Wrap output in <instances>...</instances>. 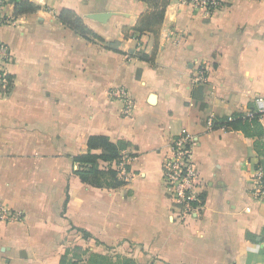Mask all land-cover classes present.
I'll return each mask as SVG.
<instances>
[{"label":"crops","instance_id":"obj_1","mask_svg":"<svg viewBox=\"0 0 264 264\" xmlns=\"http://www.w3.org/2000/svg\"><path fill=\"white\" fill-rule=\"evenodd\" d=\"M27 1L40 10L13 17L12 6L6 13L13 23L0 26L13 59L12 88L0 98V204L22 216L0 223V264H60L66 252L74 258L75 248L129 251L135 264H264V190L252 181L261 161L256 139L206 124L264 98V0H220L213 13L168 0L153 64L135 55H152L153 35L132 28L159 9L155 3ZM63 9L103 43L62 25ZM115 41L121 53L106 49ZM200 64L207 66L206 83L196 99L193 72ZM112 88L128 91L129 116L109 97ZM258 122L264 132V115ZM182 130L196 138L204 208L199 218L178 223L161 163ZM94 136L122 143L130 181L103 185L107 178L111 184L108 172L118 160L97 162L101 188L80 180L77 172L86 167L74 158L101 153L88 148Z\"/></svg>","mask_w":264,"mask_h":264},{"label":"built area","instance_id":"obj_2","mask_svg":"<svg viewBox=\"0 0 264 264\" xmlns=\"http://www.w3.org/2000/svg\"><path fill=\"white\" fill-rule=\"evenodd\" d=\"M18 1L21 0H0V26L13 23V19L8 17L6 10ZM187 4L194 9L204 10L206 13H213L223 6L220 0H187ZM12 61L9 47L0 41V98L6 96L12 88L13 79L7 70ZM206 74L207 66L205 64L196 67L193 72V85L196 88L204 87ZM108 95L110 98L122 102V114L124 116L130 115L134 108V102L125 88H112L109 90ZM253 104L252 108H247L239 114L247 119L264 115V98L256 97ZM234 119L233 115L223 118V120L210 116L206 121L207 128L210 131L226 129L228 128L226 124ZM221 123L224 125H221ZM195 140L196 138L186 130H182L179 134L173 136L167 145V153L161 163L163 188L170 203L172 219L178 223H184L187 219L199 218L204 208L203 185L193 161ZM127 161L128 157L122 154L114 168L118 180L124 183L132 178ZM252 181L258 190H263L262 170L260 168L255 170ZM21 220V214L7 210L0 204V223L9 224L21 222Z\"/></svg>","mask_w":264,"mask_h":264},{"label":"trees","instance_id":"obj_3","mask_svg":"<svg viewBox=\"0 0 264 264\" xmlns=\"http://www.w3.org/2000/svg\"><path fill=\"white\" fill-rule=\"evenodd\" d=\"M146 4L155 3V5L159 8L154 11H147L142 14L137 22V24L132 28L133 31L143 34L150 33L154 37V52L151 56H147L144 53H135L136 57L140 60L148 62L150 64L154 63L155 58V49L158 47V41L160 37V27L163 22L165 9L168 5V0H141ZM40 8L33 3L27 0H21L15 2L13 6V17H20L23 15H30L36 13ZM57 20L68 29L72 30L80 37L89 42H100L103 43L102 39L96 36L82 21L80 17H78L73 11L63 9L57 16ZM120 42L115 41L106 46V49L115 52L121 53L118 49ZM202 88L196 89L192 94L194 98L197 97V93H201ZM235 118L232 122L226 124L229 129L234 131L242 132L246 137L255 138L256 141L254 143V149L256 151V156L260 159V164H258L257 168L262 170V185L264 190V132L262 126L258 122L259 117H254L252 119L243 118L239 113L233 114ZM223 120V118H222ZM221 125H224L221 123ZM217 127V126H216ZM257 131V132H255ZM122 143L112 144L108 141L107 138L102 136H94L90 137L88 140V148L90 149H100L101 153L99 155L94 154H85L79 157L74 158V162H77L86 167V169L79 170L77 175L80 180L92 187L101 188L102 184L99 182V178L104 175V172L98 170L97 162H112L118 160L120 158V151H122ZM111 176L112 184L107 186L108 188L115 189L121 186L124 182L116 179V173L114 171L108 172ZM82 233L84 239H90L91 236L86 231H80ZM75 252L82 251L80 248H75ZM69 252H66L62 257L60 264H65V260L68 256ZM97 257L96 259H104L99 255H94ZM72 264H76L73 262ZM121 264H135V262L131 259H125Z\"/></svg>","mask_w":264,"mask_h":264},{"label":"rangeland","instance_id":"obj_4","mask_svg":"<svg viewBox=\"0 0 264 264\" xmlns=\"http://www.w3.org/2000/svg\"><path fill=\"white\" fill-rule=\"evenodd\" d=\"M108 178L106 181L104 180L103 185H110L108 183ZM112 184V182H111ZM105 252L104 249H99L98 251H88L86 254H83L82 252H76L75 254H72L74 258H71V256H67L65 260V264H72V259L75 260L76 264H121L125 259H131L128 252H107L106 254L100 253ZM100 254L103 256L104 259H96L94 255ZM132 260V259H131ZM85 262V263H83Z\"/></svg>","mask_w":264,"mask_h":264},{"label":"water","instance_id":"obj_5","mask_svg":"<svg viewBox=\"0 0 264 264\" xmlns=\"http://www.w3.org/2000/svg\"><path fill=\"white\" fill-rule=\"evenodd\" d=\"M103 16H104V15L100 14V15H95V16H93V17H94V19L102 20Z\"/></svg>","mask_w":264,"mask_h":264}]
</instances>
